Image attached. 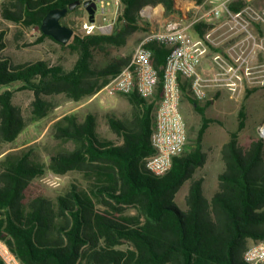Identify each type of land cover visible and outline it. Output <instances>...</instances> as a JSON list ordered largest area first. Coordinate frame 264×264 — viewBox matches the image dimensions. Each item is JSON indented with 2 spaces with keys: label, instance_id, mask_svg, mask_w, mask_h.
I'll return each instance as SVG.
<instances>
[{
  "label": "trees",
  "instance_id": "obj_1",
  "mask_svg": "<svg viewBox=\"0 0 264 264\" xmlns=\"http://www.w3.org/2000/svg\"><path fill=\"white\" fill-rule=\"evenodd\" d=\"M75 1L5 0L0 19L40 29L50 10L66 8ZM119 1L121 13L110 35L84 36L72 29L69 42L60 44L77 54L69 71L43 60L14 62L4 53L7 43L0 29L1 143H13L25 128L22 111L13 102L15 91L33 93L32 114L37 120L52 110L48 98L64 95L74 102L91 98L131 59L118 55L98 65L96 54L108 55V47L125 46L140 29L145 7L161 5L166 17L180 13L176 0ZM245 5L233 1L228 8L238 12ZM80 6L68 11L61 24ZM209 28L197 24L192 33L201 36ZM44 38L50 37L41 33ZM147 47L160 80L158 101L169 48L157 41ZM179 82L182 97L200 116V127L195 145L173 158L171 168L162 176L145 167L146 158L154 153L150 138L156 103L135 92L124 95L135 111L130 121L108 118L119 142L99 135L93 114L79 121L70 113L54 123L53 137L71 142L72 150L51 155L47 165L34 160L32 147L0 158V241L19 264H247V249L264 240V137L253 138L247 146L239 141L246 127L245 101L251 91H246L240 105L236 130L220 149L223 170L217 190L207 198L204 178H195V172L207 160L202 147L205 132L211 124H219L205 115L214 99L202 105L191 97L188 82L181 77ZM48 171L58 176L78 172L88 187L71 184L55 200L38 196L25 203L30 184ZM186 181L190 184L182 210L174 200ZM0 264H4L1 259Z\"/></svg>",
  "mask_w": 264,
  "mask_h": 264
},
{
  "label": "rangeland",
  "instance_id": "obj_2",
  "mask_svg": "<svg viewBox=\"0 0 264 264\" xmlns=\"http://www.w3.org/2000/svg\"><path fill=\"white\" fill-rule=\"evenodd\" d=\"M4 1L5 0H0V8ZM205 1L207 2V0H204V2ZM233 1L245 2L246 5L244 7L250 6L258 15H261L264 11V0ZM161 7L163 8V6ZM86 17L87 12L81 5L76 13H71L63 19L62 25L71 30L77 29V31H79ZM163 18H166V16L164 15ZM95 20L96 22H100L98 15L95 16ZM229 20L230 19L224 17V21L222 20L215 24L217 26L224 22V27L219 28L213 35V37L218 40L224 38L225 57L228 56V51L231 47L241 40L246 39L248 35L246 31H229L227 25ZM146 23L148 22L144 19L140 20V29L127 40L125 46L119 48L114 46L108 47V55L103 53L96 54L95 63L103 65L111 58L118 55L130 58L136 46L145 37L149 36L151 28H157L159 26L158 22L155 20H153V26L148 23L149 27H147ZM0 29L5 32L7 43L4 53L10 56L16 63L43 60L49 62L51 65L60 64L66 71H69L77 60V54L72 52L69 48L60 46V44L50 38L41 39L42 32L37 27L24 28L20 25L0 19ZM247 29L250 37L244 43L247 51H251V56L248 59V67L251 68V71L254 73L253 77H256V79L251 81L246 79L243 81L242 85L249 87H245V91L242 94H239V92L232 94L227 89H223L224 105L227 104L229 97L233 98L231 100L233 104H230V106L227 104L224 108V113L218 107L221 106L222 101L216 103L217 105L210 106L205 112L207 117L219 119V124H211L204 135L202 147L203 151L207 153V160L205 165L195 172V178H204L203 188L207 198H211L217 190L218 175L223 170L220 148L227 139H225L222 132L224 130L225 134H227L229 131L232 132L236 130L237 116L235 117V111L239 108V103L244 100L247 90L251 91V94L245 101L246 127L239 134L240 144L247 146L253 138L260 137V133L262 132L259 131V128L264 127V85L261 86L254 83L257 81L258 72L264 70V23L260 21L257 22L256 20H248ZM223 33L224 35H222ZM220 46L213 50L223 51V46ZM13 88L15 89V86ZM1 90L2 89H0V91ZM219 96L220 95L217 94L213 99ZM33 98V93L31 91H15L13 102L22 111L25 128L13 143L0 142V158L6 153L18 152L32 147L34 149V160L47 165L51 155L62 150H72L73 144L71 142L62 143L53 137L54 123L64 115L70 113L76 114L79 121H82L86 114H93L96 118L99 135L104 139L119 142L120 140L112 133L108 126V118L114 116L120 120L130 121L135 113L134 108L124 95L109 94L107 91L100 90L91 98H86L79 102H74L64 95L48 98V101L52 104V110L47 116L37 120L32 114L31 103ZM207 100L199 103L203 105ZM180 110L186 121V149H188L196 143V135L200 127V116L183 97L181 99ZM217 132H219L220 135H217ZM71 184L81 189H86L88 187L87 180L78 172H69L66 175L58 176L48 171L45 175L35 179L30 184L25 193L24 201L28 203L38 196L55 200L58 195L65 193ZM189 184L190 181L184 183L174 200V203L182 210L185 209V196L188 193ZM130 213L133 214V211Z\"/></svg>",
  "mask_w": 264,
  "mask_h": 264
},
{
  "label": "built area",
  "instance_id": "obj_3",
  "mask_svg": "<svg viewBox=\"0 0 264 264\" xmlns=\"http://www.w3.org/2000/svg\"><path fill=\"white\" fill-rule=\"evenodd\" d=\"M91 1L96 3L94 20L90 22L87 14L86 20L80 26V33L84 36L110 35L121 13L120 1ZM232 1L207 0L200 4L195 0H176L180 13L166 18H163L164 9L161 6L145 7L141 11V17L151 26L153 20L159 26L151 28L149 36L136 46L129 62L102 89L109 94L129 95L135 92L146 101H155L160 80L153 65L152 51L147 44L157 41L169 48L163 69L160 98L155 101L154 128L150 138L154 153L145 160L146 169L156 176L167 173L173 158L181 155L187 145V126L180 110V77L188 82L189 93L198 102L207 100L209 88H225L235 94L239 92L244 80L256 79L248 67L251 51H247L244 42L250 37L248 20L264 23V11L258 15L250 6H246L238 12H232L228 8ZM97 15L100 22L95 20ZM224 17L230 19L227 24L229 31H246L248 34L246 39L229 49L227 57L224 56V38L218 40L213 37L219 28L224 27V22L215 25L224 21ZM197 24L211 28L201 36H194L190 32ZM220 45L223 46V51L213 50ZM207 57L211 63V71L204 72L200 65ZM258 73L254 83L263 86L264 70ZM263 128L260 127L259 131L262 132ZM0 259L4 264H19L1 241ZM244 260L247 264H264V240L250 246L244 254Z\"/></svg>",
  "mask_w": 264,
  "mask_h": 264
},
{
  "label": "water",
  "instance_id": "obj_4",
  "mask_svg": "<svg viewBox=\"0 0 264 264\" xmlns=\"http://www.w3.org/2000/svg\"><path fill=\"white\" fill-rule=\"evenodd\" d=\"M79 5H82L85 8L89 21L93 22L96 3L90 0L83 2L77 0L68 5L66 8L50 10L41 22L40 30L42 34L50 37L59 44L66 45L73 36L74 32L70 28L62 25L60 21L68 11L74 10ZM260 137H264L262 133H260Z\"/></svg>",
  "mask_w": 264,
  "mask_h": 264
},
{
  "label": "crops",
  "instance_id": "obj_5",
  "mask_svg": "<svg viewBox=\"0 0 264 264\" xmlns=\"http://www.w3.org/2000/svg\"><path fill=\"white\" fill-rule=\"evenodd\" d=\"M192 35H194L195 36V34H193L192 33V31L190 32ZM200 69L201 70H203L204 72H209V71H211L210 69H211V63H210V60H209V57H207V58H204V60L202 61V63H201V65H200ZM245 87H249V86H246V85H241L240 86V89H239V94H242L244 91H245ZM217 94H219L220 96L218 97V98H216V99H214V101H213V104L211 105V106H214L216 103H218L219 101H222L221 102V106H218L219 107V109L221 110V111H223V113H224V108H225V106H227V104H228V106H230V104H233V102H231V100L233 99L232 97H229L228 98V101H227V104H225L224 105V103H223V101H224V90L223 89H215V88H209L208 90H207V96H208V100H211V99H213V97L215 96V95H217ZM240 96V95H239ZM183 99L184 100H186V98L183 96ZM235 100H236V98H235ZM187 101V100H186ZM188 102V101H187ZM223 103V104H222ZM241 103L242 102H240L239 104L241 105ZM217 105V104H216ZM240 105H239V108H240ZM210 107V106H209ZM208 107V108H209ZM207 108V109H208ZM239 108L235 111V117L237 116V113H238V111H239ZM206 109V110H207ZM208 118H212V117H208ZM214 119H216V118H214ZM217 120V119H216ZM219 120V119H218ZM216 124V123H215ZM218 125V124H217ZM220 127V126H219ZM209 128V127H208ZM222 128V127H221ZM208 130V129H207ZM206 130V131H207ZM206 133V132H205ZM223 135L225 136V139H227L228 140V135H229V133H230V131H229V133H227V134H225V132H224V130H223ZM217 135H220V133L219 132H217L216 133ZM223 138V137H222ZM204 139V138H203ZM226 140V141H227ZM225 141V142H226ZM224 142V143H225ZM223 143V144H224ZM223 144H222V146H223ZM221 146V147H222ZM221 149V148H220Z\"/></svg>",
  "mask_w": 264,
  "mask_h": 264
},
{
  "label": "bare ground",
  "instance_id": "obj_6",
  "mask_svg": "<svg viewBox=\"0 0 264 264\" xmlns=\"http://www.w3.org/2000/svg\"><path fill=\"white\" fill-rule=\"evenodd\" d=\"M262 133H263V135H264V128L262 129Z\"/></svg>",
  "mask_w": 264,
  "mask_h": 264
}]
</instances>
